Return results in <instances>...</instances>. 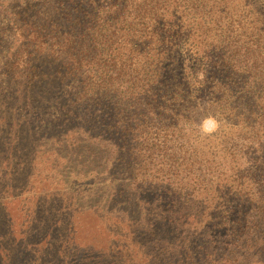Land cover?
I'll use <instances>...</instances> for the list:
<instances>
[{
  "label": "trees",
  "instance_id": "trees-1",
  "mask_svg": "<svg viewBox=\"0 0 264 264\" xmlns=\"http://www.w3.org/2000/svg\"><path fill=\"white\" fill-rule=\"evenodd\" d=\"M2 62L82 127H0V264H264V0H0Z\"/></svg>",
  "mask_w": 264,
  "mask_h": 264
},
{
  "label": "rangeland",
  "instance_id": "rangeland-1",
  "mask_svg": "<svg viewBox=\"0 0 264 264\" xmlns=\"http://www.w3.org/2000/svg\"><path fill=\"white\" fill-rule=\"evenodd\" d=\"M188 61L191 62V59H188ZM188 66L189 68H193L192 65L188 64ZM9 69L6 62L0 63V127L13 128L17 132H20L17 126L11 125L16 124L19 122V119L27 116L34 118L37 125L41 129L46 130L39 131L41 136L42 134L48 136L56 135L54 140L59 136L66 138V135L69 133H62H75L82 127L80 125L81 120L77 121L75 119L76 110L70 105V101H72L70 95L68 97L65 96V99L60 97L59 91L60 89L62 90V85L61 83L55 84V78L50 77L48 80H41V78L36 77L35 83L30 86L35 88L32 90L29 89L30 87H27L26 83L30 79H17V77L11 74L12 72L2 75L3 72ZM199 76L200 78L202 77L201 73ZM48 81H51L53 86ZM110 96L115 97V94ZM89 123H84V125ZM41 142L42 140L35 143L39 144ZM26 151L27 155L32 150L29 148ZM26 165L24 164V166ZM51 264L55 263L51 262ZM57 264L60 263L58 262Z\"/></svg>",
  "mask_w": 264,
  "mask_h": 264
},
{
  "label": "clouds",
  "instance_id": "clouds-1",
  "mask_svg": "<svg viewBox=\"0 0 264 264\" xmlns=\"http://www.w3.org/2000/svg\"><path fill=\"white\" fill-rule=\"evenodd\" d=\"M217 127L218 123L214 117L205 118L200 123V130L207 135H211L212 133H214Z\"/></svg>",
  "mask_w": 264,
  "mask_h": 264
}]
</instances>
